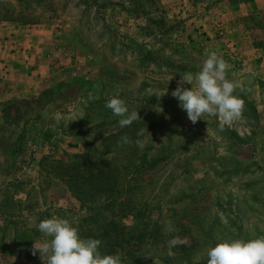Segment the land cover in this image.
<instances>
[{
	"label": "rangeland",
	"instance_id": "374dc122",
	"mask_svg": "<svg viewBox=\"0 0 264 264\" xmlns=\"http://www.w3.org/2000/svg\"><path fill=\"white\" fill-rule=\"evenodd\" d=\"M0 16L50 57L32 94L0 105V264H42L33 244L51 237L37 226L54 216L79 234L119 218L141 236L134 264H207L219 242L264 236V0H0ZM212 52L246 89L234 93L243 118L222 132L216 117L193 124L171 95ZM113 96L141 119L120 127ZM121 130L131 144L100 142ZM99 154L122 192L101 205L86 185L78 202L56 174ZM173 236L186 243L169 257Z\"/></svg>",
	"mask_w": 264,
	"mask_h": 264
},
{
	"label": "clouds",
	"instance_id": "9594fccd",
	"mask_svg": "<svg viewBox=\"0 0 264 264\" xmlns=\"http://www.w3.org/2000/svg\"><path fill=\"white\" fill-rule=\"evenodd\" d=\"M230 65L215 52L210 53L202 62L199 71L180 74L177 87L172 91L173 98L187 113L193 123L202 120L205 115L216 117L219 131L243 118L245 101L234 93L246 89L239 83L227 78ZM191 85V89L185 85ZM167 91L163 94L165 95ZM112 114L121 117L120 127H128L140 120L139 112L131 111L126 102L113 96L105 104ZM141 129L137 135H143ZM127 135L122 136L118 144H131ZM136 145L143 148V142L137 140ZM38 231L45 237H51L37 246L33 244L32 255L40 254L42 264H122L121 256L105 255L100 251L102 241L94 238H81L79 230L64 218L52 217L38 224ZM163 231L170 234L176 229L171 222H166ZM186 243V238L173 236L167 241V255L173 257V248ZM207 264H264V236L252 240H225L208 249Z\"/></svg>",
	"mask_w": 264,
	"mask_h": 264
},
{
	"label": "trees",
	"instance_id": "16d2710c",
	"mask_svg": "<svg viewBox=\"0 0 264 264\" xmlns=\"http://www.w3.org/2000/svg\"><path fill=\"white\" fill-rule=\"evenodd\" d=\"M3 16H0V19H3ZM103 117L106 115V111H104ZM99 128V127H97ZM123 131H118L116 133H106L100 134V142L105 143L106 141L111 140V138L118 137L121 138V133ZM74 132L72 134H77ZM120 134V135H119ZM111 142V141H109ZM85 146L90 147V144L84 142ZM84 146V147H85ZM74 159H77L76 163L71 166L69 174L65 176V170L60 171L61 173H57V178L63 183L68 184V192L78 202L83 201L82 189L86 185H90L93 187L94 191L97 193H103L101 196L104 205L108 202H112L118 199L121 194V188L118 187V183L116 180L110 179V170L108 168L103 167L106 163V160L102 158V155L99 154V157L90 161L84 159V155L74 156ZM56 168L60 170L59 163H56ZM145 165L143 161L140 166L134 165L131 176L140 171V168ZM63 168V167H62ZM84 176V177H83ZM66 179V180H65ZM97 203V202H96ZM98 205V204H97ZM116 216L121 217L120 214ZM129 233L126 234L122 225H120V219H116L114 221L107 222L106 224H102L101 227L87 228L80 233L81 238H94L102 241L100 251L105 255H116L119 254L121 256L122 264H134L137 262V253H139L140 247L137 244L138 238L141 236H129ZM128 235V236H127ZM141 243V241H140Z\"/></svg>",
	"mask_w": 264,
	"mask_h": 264
},
{
	"label": "crops",
	"instance_id": "0c3cea01",
	"mask_svg": "<svg viewBox=\"0 0 264 264\" xmlns=\"http://www.w3.org/2000/svg\"><path fill=\"white\" fill-rule=\"evenodd\" d=\"M0 28V105L32 94L37 75L47 72L48 52L37 49L30 30ZM18 98V99H17Z\"/></svg>",
	"mask_w": 264,
	"mask_h": 264
}]
</instances>
